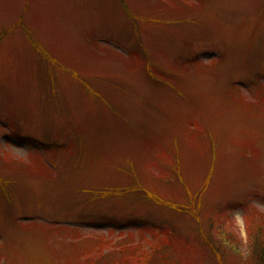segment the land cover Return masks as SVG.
Listing matches in <instances>:
<instances>
[{
	"label": "rangeland",
	"instance_id": "rangeland-1",
	"mask_svg": "<svg viewBox=\"0 0 264 264\" xmlns=\"http://www.w3.org/2000/svg\"><path fill=\"white\" fill-rule=\"evenodd\" d=\"M126 241L264 264V0H0V264Z\"/></svg>",
	"mask_w": 264,
	"mask_h": 264
},
{
	"label": "trees",
	"instance_id": "trees-1",
	"mask_svg": "<svg viewBox=\"0 0 264 264\" xmlns=\"http://www.w3.org/2000/svg\"><path fill=\"white\" fill-rule=\"evenodd\" d=\"M198 58H195V60H197ZM74 145V141L73 140H66L65 141V143H64V145H61L60 144V142H59V144H56L55 146L56 147H62V148H67L68 147V149H71L72 148V146ZM52 148V147H51ZM73 149V148H72ZM71 149V150H72ZM39 157H41V158H39L42 162H43V160H42V156L40 155ZM45 163V162H44ZM52 169V168H51ZM53 170V169H52ZM3 187H4V185H3ZM109 192H113L112 190H108ZM53 222V221H52ZM55 222V221H54ZM63 226H66V227H68L69 228V226H67V225H62V227ZM70 229H75V230H77V228L76 227H74V226H72V228H70ZM145 230H146V233L147 234H150V235H153V237H157L158 236V234H160V233H163V232H161V230L160 229H158V227H156L155 225H153V224H150V225H146L145 226ZM72 231H74V230H72ZM75 235V237H80V238H82L81 237V235H80V233H75L74 234ZM91 237V236H90ZM96 237V239H97V236H95ZM95 237H91V238H85V239H93V238H95ZM72 239H76V238H72ZM100 241H103V238L100 236L99 237V243L98 244H100ZM106 241V240H105ZM146 244V243H145ZM138 246V247H137ZM102 246L100 245L99 247H98V250H99V248H101ZM123 247V248H122ZM139 247L140 248H142L143 249V246H142V243H134V242H132V241H126V242H122L121 244H120V247L118 246V250H122V251H125V250H128L129 251V253H128V255H125V257L127 258V259H129V258H131V260H132V264H136V263H138V253L140 252V250H139ZM161 246L158 244V245H153L151 248H153V249H150L151 250V254L154 252V251H156V257H157V255L160 253V251H161V249L160 250H158V248H160ZM163 247V246H162ZM98 250H96V253L94 254V259L96 260V262H98V260H99V258H98ZM215 250L218 252V249L215 247ZM257 250V249H256ZM139 251V252H138ZM257 252H259V255L261 256V257H263L262 256V254H264V248H261L260 250H257ZM93 253L94 252H92V256H93ZM125 257H123V258H125ZM264 258V257H263ZM134 259V260H133Z\"/></svg>",
	"mask_w": 264,
	"mask_h": 264
}]
</instances>
